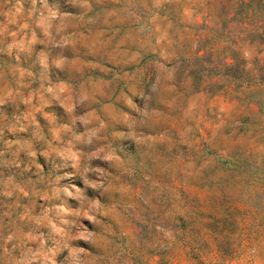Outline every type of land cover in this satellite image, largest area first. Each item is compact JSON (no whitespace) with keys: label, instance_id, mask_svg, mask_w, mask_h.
Instances as JSON below:
<instances>
[{"label":"rangeland","instance_id":"rangeland-1","mask_svg":"<svg viewBox=\"0 0 264 264\" xmlns=\"http://www.w3.org/2000/svg\"><path fill=\"white\" fill-rule=\"evenodd\" d=\"M264 0H0V264H264Z\"/></svg>","mask_w":264,"mask_h":264},{"label":"trees","instance_id":"trees-1","mask_svg":"<svg viewBox=\"0 0 264 264\" xmlns=\"http://www.w3.org/2000/svg\"><path fill=\"white\" fill-rule=\"evenodd\" d=\"M260 80H261L262 82H264V77L260 78Z\"/></svg>","mask_w":264,"mask_h":264}]
</instances>
